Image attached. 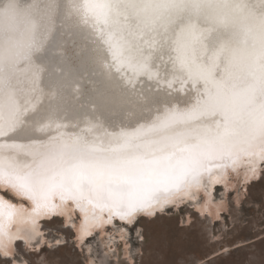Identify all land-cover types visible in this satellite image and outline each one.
<instances>
[{"label":"snow or ice","instance_id":"snow-or-ice-1","mask_svg":"<svg viewBox=\"0 0 264 264\" xmlns=\"http://www.w3.org/2000/svg\"><path fill=\"white\" fill-rule=\"evenodd\" d=\"M222 219L264 246V0H0V264H197Z\"/></svg>","mask_w":264,"mask_h":264},{"label":"rangeland","instance_id":"rangeland-1","mask_svg":"<svg viewBox=\"0 0 264 264\" xmlns=\"http://www.w3.org/2000/svg\"><path fill=\"white\" fill-rule=\"evenodd\" d=\"M216 197L219 200V191H217ZM188 211L192 210L189 209ZM259 231L260 225L256 221H252L251 224L247 221L234 224L230 219L212 221L208 224L206 236L197 234L188 243L187 258L196 261L197 264L201 260L204 261V264H208L211 259H219L218 256H215L214 249H218L219 245L223 244L232 248L235 253L232 257L226 258L228 264H249L250 260L255 261V264H261V260H264V246L260 244V239L257 237ZM213 236L217 238L213 239ZM131 240L135 242L134 234ZM116 243L122 244L119 239L116 240ZM233 243L237 245L234 248L232 247ZM250 244L255 245V247H250ZM100 251L103 253L101 245Z\"/></svg>","mask_w":264,"mask_h":264},{"label":"bare ground","instance_id":"bare-ground-1","mask_svg":"<svg viewBox=\"0 0 264 264\" xmlns=\"http://www.w3.org/2000/svg\"><path fill=\"white\" fill-rule=\"evenodd\" d=\"M102 246V248H103V245H101ZM103 251H104V248H103Z\"/></svg>","mask_w":264,"mask_h":264}]
</instances>
